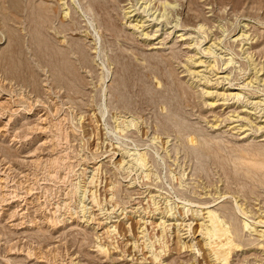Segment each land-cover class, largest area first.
<instances>
[{
    "label": "rangeland",
    "instance_id": "374dc122",
    "mask_svg": "<svg viewBox=\"0 0 264 264\" xmlns=\"http://www.w3.org/2000/svg\"><path fill=\"white\" fill-rule=\"evenodd\" d=\"M154 1L157 0L148 3L143 0H0V103L7 100L5 106L0 104V177L3 182L8 181L6 187L0 178V264H166L174 258L178 264L180 261L184 264L195 252H200L201 264H217L200 233L199 223H204L202 216H205L202 207L206 205L220 210L219 214L226 217L224 220L232 224L230 227L236 231L244 250H250L248 254H264L263 248L255 250L260 248L257 244H264L263 239L246 231L243 213L238 209L244 211L247 205L245 208L255 211V215L260 208L264 213V142H260L264 138V71L254 78L256 71L264 66V0H171V3L158 0L156 4ZM179 1L194 3L191 7L199 16L196 25L191 22L190 27V22H185ZM169 4L173 10L166 8ZM138 24L145 25L146 29L137 27L136 30L134 25ZM159 29L157 40L147 38ZM185 29L191 30L187 35L192 48L190 54L179 47L149 50L151 46L158 47L156 43L165 34L173 33V39L184 34ZM208 30H213V34ZM248 37H254L255 41H249ZM250 46H258L255 51L262 50L251 58L245 54ZM192 54L200 56L204 67L197 69L193 67L194 62L188 63L187 56ZM224 58L235 61V67L231 65L230 70L234 74L229 77L240 88L233 92L241 93L239 101L238 98L227 101L230 105L226 108H230L225 112L246 108L252 114V121H258L257 127L263 129L257 135L247 131L252 133L247 139L249 143L239 142L240 133L233 135L227 130L230 124L219 131L212 127L210 102L219 99V104L223 103L219 93L230 87V78L225 82L220 78L226 75L220 71V67L225 68ZM211 63L215 69L208 67ZM188 68L191 73L198 70L201 74H190ZM201 90H211L216 95L207 96L205 92L199 93ZM216 108L217 111L226 109ZM45 120L48 121L45 123ZM40 126L47 128L48 134ZM142 153L148 157L147 168L138 163ZM33 158L36 163L43 160L46 167L41 169L43 164L34 163ZM92 192H96L95 196ZM100 220L110 222L116 230L112 229L108 236L98 235L94 231L98 223L94 222ZM13 222L19 223V228ZM187 224H192V235ZM99 244L108 250L96 251ZM154 253L162 259L156 262ZM117 258L122 262L112 260Z\"/></svg>",
    "mask_w": 264,
    "mask_h": 264
},
{
    "label": "bare ground",
    "instance_id": "6f19581e",
    "mask_svg": "<svg viewBox=\"0 0 264 264\" xmlns=\"http://www.w3.org/2000/svg\"><path fill=\"white\" fill-rule=\"evenodd\" d=\"M66 1V0H65ZM74 1V0H73ZM143 1H145V3H148L150 0H143ZM161 0H159V2H160ZM164 1V0H163ZM163 1H161V2H163ZM181 1V0H180ZM179 1V5L180 6H182L183 7V11L181 12V11H179V12H181V16L183 15L184 17H185V22H190V27H191V25L192 24H195L196 25V22L198 21L197 19L199 18V16L194 12V10H193V8L191 7V6H193L194 5V3L193 4H191L190 3V1H188V2H180ZM139 2H140V0H139ZM155 2H157L158 3V0L157 1H154V4H156ZM160 2V3H161ZM175 2V1H174ZM173 2V3H174ZM177 2H178V0H177ZM165 3H166V1H165ZM170 3H171V0H170ZM66 4V3H65ZM130 4V3H129ZM132 4V3H131ZM141 4H142V1H141ZM144 4V3H143ZM150 4V3H149ZM152 4V3H151ZM167 4V3H166ZM178 4V3H177ZM63 5V4H62ZM72 5V4H71ZM70 5V6H71ZM127 5V4H126ZM159 5V4H158ZM175 5H176V2H175ZM64 6V5H63ZM132 6V5H131ZM133 6H134V4H133ZM148 6V5H147ZM153 6V5H152ZM172 6H174V5H172ZM177 7H178V5H176ZM179 6V7H180ZM72 7V6H71ZM130 7V6H129ZM128 7V8H129ZM150 7V6H149ZM156 7H158V6H156ZM167 7H171V4H169L168 6L166 5V8ZM177 7H175L176 9H177ZM182 7H180V8H182ZM69 8V7H68ZM67 8V9H68ZM127 8V7H126ZM128 8H127V10H128ZM136 8V7H135ZM138 8H139V6H138ZM143 8V7H142ZM160 7H158V9H159ZM169 8L168 9H166L165 11H167V10H169ZM172 8V7H171ZM170 8V9H171ZM174 8V9H175ZM179 8V9H180ZM208 8V7H207ZM221 8V7H220ZM137 9V8H136ZM146 9H147V7H146ZM149 9V8H148ZM164 9H165V7H164ZM176 9H175V12H176ZM138 10V9H137ZM150 10H153V9H150ZM157 10V9H156ZM163 10V9H162ZM171 10H173V9H171ZM180 10H182V9H180ZM195 10H196V8H195ZM198 10V9H197ZM71 12H72V10H70ZM125 11V10H124ZM123 11V12H124ZM132 11H134V9L132 10ZM159 11H161V9L160 10H158V14L160 13ZM164 11V10H163ZM67 12V11H66ZM126 12V14L128 15V12L127 11H125ZM124 12V13H125ZM144 12V11H143ZM69 13V11L67 12V16L69 15L68 14ZM129 13H132V12H129ZM136 13V12H135ZM154 13V12H153ZM161 13H162V11H161ZM200 13V12H199ZM71 14V13H70ZM134 14V13H133ZM144 14V13H143ZM149 14V13H148ZM170 14V13H169ZM203 14H205V13H203ZM132 15V14H131ZM139 15V14H138ZM146 15V14H145ZM157 15V14H156ZM160 15V14H159ZM158 15V16H159ZM180 15V14H179ZM164 15H162V17H163ZM220 16H221V14H220ZM128 17V16H127ZM127 17H125V18H127ZM130 17H133V16H130ZM129 17V18H130ZM168 17V16H167ZM183 17V18H184ZM204 17H205V15H204ZM203 17V18H204ZM65 18V17H64ZM165 18V17H164ZM170 18V17H169ZM182 18V19H183ZM206 18H208L207 20H209V17H206ZM133 19V18H132ZM153 19V18H152ZM155 19H157V18H155ZM154 19V20H155ZM167 19V18H166ZM178 19V18H177ZM67 20H68V18H67ZM125 20V19H124ZM169 20V19H168ZM171 20V19H170ZM180 20V19H179ZM197 20V21H196ZM207 20H204V21H207ZM69 21V20H68ZM137 21V20H136ZM152 21V20H151ZM161 21H163L162 19H161ZM166 21V20H165ZM172 21V20H171ZM196 21V22H195ZM203 21V22H204ZM211 21V20H210ZM182 22V21H181ZM184 22V21H183ZM182 22V23H183ZM191 22H192V24H191ZM195 22V23H194ZM209 22V21H208ZM207 22V23H208ZM220 22V21H219ZM138 23V22H137ZM144 23H145V21H144ZM156 23V22H155ZM161 23V22H160ZM180 23V22H179ZM206 23V22H205ZM206 23V24H207ZM209 23H211V22H209ZM127 24V23H126ZM131 24L132 23H130L128 26L129 27H131ZM177 24V23H176ZM198 24V23H197ZM219 24V23H218ZM140 24H138V25H134V28L136 27V30H137V27H145V29H146V26L144 25V24H141V25H144V26H139ZM150 25V24H149ZM159 25V24H158ZM158 25H156V26H158ZM171 24H169V26H170ZM180 25V24H179ZM185 24H183V26H184ZM203 25H204V23H203ZM203 25H198L200 28H203ZM126 26V25H125ZM127 26V27H128ZM133 26V25H132ZM160 26V25H159ZM163 26V25H162ZM174 26V25H173ZM208 26H210V25H208ZM218 26V25H217ZM224 26V25H223ZM249 25H247V27H248ZM176 27H177V25H176ZM175 27V28H176ZM181 26H179V29H181L180 28ZM185 27H188V26H186L185 25ZM205 27V26H204ZM251 27V26H250ZM149 28V27H148ZM147 28V29H148ZM159 28V27H158ZM161 28V27H160ZM199 28V29H200ZM257 28V27H256ZM139 29V28H138ZM141 29V28H140ZM188 29V28H187ZM190 29V28H189ZM188 29V30H189ZM197 29V28H196ZM207 29V28H206ZM249 29V28H248ZM156 30V29H155ZM164 30V29H163ZM172 30V29H171ZM175 30V29H174ZM177 30H178V28H177ZM182 30V29H181ZM186 30V29H185ZM183 31V32H185L184 34L182 33V34H179L177 37H175V38H171V36H173L172 34L175 32V31H173V33L172 34H170V33H168L167 35L168 36H166V34H165V37L164 38H162L161 39V41H159L158 43H156V44H158L159 46L157 47V46H151V48L150 47H148V45H147V47L148 48H150L149 50H160V49H162V50H172V49H174V48H176V47H179V49L181 48L182 50H185L184 52H186L187 51V53L188 54H190V50L192 49L191 48V45L189 44V37L187 36L188 34H191L190 33V31ZM203 30V29H202ZM209 30H211V28L209 29ZM208 30V31H209ZM247 30V29H246ZM246 30H244V31H246ZM249 30H251V29H249ZM252 30H253V28H252ZM251 30V31H252ZM143 31V30H142ZM142 31H138V34L139 33H142ZM145 31V30H144ZM151 31L152 30H150V32L149 33H151ZM159 31H161L160 29L159 30H157L156 32H154L153 33V35H147V38H149V40L150 39H154V37L155 36H158V35H160L158 32ZM166 31V30H165ZM195 31V30H194ZM197 31H198V29H197ZM204 31H205V28H204ZM203 31V32H204ZM213 31V30H212ZM212 31L210 32V33H212ZM216 31V30H215ZM226 31V30H225ZM137 32V31H136ZM168 32V31H167ZM181 32V31H180ZM193 32V31H192ZM199 32H202V31H199ZM206 32V31H205ZM253 32H254V30H253ZM196 33V32H195ZM217 33V32H216ZM220 33H222V32H220ZM255 33H257V32H255ZM144 34V33H143ZM158 34V35H157ZM213 34V33H212ZM225 34V33H224ZM223 35V34H222ZM251 35V34H250ZM250 35H248V36H250ZM259 35V34H258ZM146 36V35H145ZM175 36V35H174ZM189 36H192V35H189ZM208 36V35H207ZM224 36V35H223ZM226 36V35H225ZM242 36H246L245 34L244 35H242ZM252 36V35H251ZM250 36V37H251ZM256 36H257V34H256ZM65 37V36H64ZM211 36H209V37H207V38H210ZM213 37V36H212ZM216 37H218V36H216ZM221 37V36H220ZM220 37H218V38H220ZM144 38V37H143ZM157 37H155V39H156ZM191 38H193V36L191 37ZM198 38V37H197ZM204 38V37H203ZM240 38V37H239ZM244 38H246V37H244ZM139 39V38H138ZM196 39V38H195ZM214 39H217V38H214ZM221 39V38H220ZM252 39V41L254 40V37L253 38H251ZM251 39H249V37H248V40L250 41ZM258 39V38H257ZM256 39V40H257ZM260 39V38H259ZM65 40V39H64ZM63 40V41H64ZM145 40H146V37H145ZM148 40V41H149ZM157 40V39H156ZM199 40V39H198ZM219 40V39H218ZM217 40V41H218ZM227 40V39H226ZM153 41V40H152ZM191 41V40H190ZM194 41V40H193ZM206 41V40H205ZM221 41V43H223V41L222 40H220ZM220 41H218V42H220ZM243 41H244V39H243ZM255 41V40H254ZM253 41V42H254ZM259 41V40H258ZM261 41V40H260ZM259 41V42H260ZM147 42V41H146ZM156 42V41H155ZM212 42H213V40H212ZM232 42V41H231ZM234 42H235V40H234ZM236 42H237V40H236ZM149 43V42H148ZM197 43V42H196ZM203 43V42H202ZM215 43H217L216 41H215ZM214 42H213V44H215ZM239 43V42H238ZM247 43V42H246ZM245 43V44H246ZM256 43H258V42H256ZM151 44V43H150ZM219 44V43H218ZM224 44V43H223ZM226 44V43H225ZM244 44V43H243ZM248 44V43H247ZM259 44V43H258ZM198 45V44H197ZM200 45V44H199ZM215 45H217V44H215ZM193 46V45H192ZM196 46V45H195ZM201 46V45H200ZM236 46V45H235ZM241 46H243V45H241ZM241 46H239V47H241ZM197 47H199V46H197ZM211 47H212V45H211ZM210 47V48H211ZM214 47V46H213ZM212 47V48H213ZM218 47V46H217ZM221 47V46H220ZM227 47V46H226ZM232 47H233V45H232ZM251 48H249V50H247V52H245V54L247 53L249 56H251V58H254V54H257V53H259L261 50H262V48H261V50L259 51H255V49L258 47V46H250ZM200 48V47H199ZM242 48V47H241ZM209 49V48H208ZM243 49H244V47H243ZM242 49V50H243ZM3 50V49H2ZM1 50V51H2ZM197 50H198V48H197ZM196 50V51H197ZM211 50V49H210ZM209 50V51H210ZM220 50V49H219ZM237 50V49H236ZM201 51V50H200ZM208 51V52H209ZM234 51V50H233ZM150 52V51H149ZM170 52V51H169ZM198 52V51H197ZM196 52V53H197ZM240 52V51H239ZM155 53V52H154ZM159 53V52H158ZM163 53V52H162ZM207 53V52H206ZM223 53H226V52H223ZM231 53H232V51H231ZM153 54V53H152ZM156 54V53H155ZM154 54V55H155ZM203 54V53H202ZM227 54V53H226ZM238 54V53H237ZM200 55V54H199ZM209 55V54H208ZM235 55H236V53H235ZM145 56V55H144ZM197 56L198 55H193L192 54V56H187V58L189 59H187L188 60V63L190 64V62L189 61H191V62H194L195 63V65H193V67H195V68H201L203 65H205L204 63V61H199V57L197 58ZM226 56V55H225ZM228 56V55H227ZM256 56V55H255ZM206 57V56H205ZM213 57V56H212ZM218 57V56H217ZM142 59V58H141ZM215 59V58H214ZM223 59V58H222ZM225 60V62H223L222 64L225 66V68L223 67V69L221 70V65L219 64V67H220V71H221V73H223V74H226V75H224L223 77H220V78H222L223 80H224V82L225 81H227V80H229V75H231L232 76V73L233 72H230V70L232 69V66L231 65H233V61H234V59L233 58H228V59H226V58H224ZM193 60V61H192ZM202 60V59H201ZM254 60V59H253ZM216 61H218V60H216ZM185 62H186V60H185ZM213 62V61H212ZM235 62V61H234ZM207 63V62H206ZM217 63V62H216ZM218 63H220L219 61H218ZM237 63V62H236ZM258 63V62H257ZM261 63V62H260ZM260 63L259 64H257V67L260 65ZM187 64V63H186ZM186 64H183V66H185V67H187L186 66ZM209 64H210V62H209ZM208 64V65H209ZM255 64V63H254ZM191 66V68H192V65H190ZM255 66V65H254ZM204 67V66H203ZM208 67H212L213 69H215L216 67L215 66H213L212 65V63H211V65L210 66H208ZM218 67V66H217ZM218 67V68H219ZM231 67V68H230ZM233 67H235L234 65H233ZM240 67V66H239ZM257 67H256V69H257ZM190 68V67H189ZM189 68H188V71L187 72H189L190 74H201V71H193L192 73H191V71L189 70ZM207 68V67H206ZM206 68H204V70H207ZM212 68H210V69H212ZM260 68V67H259ZM184 69V68H183ZM185 69H187V68H185ZM209 69V70H210ZM235 69V68H234ZM233 69V70H234ZM202 71H203V69H201ZM240 70V69H239ZM183 71V70H182ZM214 71V70H213ZM264 71V66H262L261 67V69L260 70H257L256 71V75L254 76V78H256V77H258V74H259V72H263ZM205 71H203V73H204ZM202 73V74H203ZM210 73H211V70H210ZM214 73V72H213ZM213 73H212V75H213ZM185 74V73H184ZM184 74H183V77H184V79H187V78H185V76H187V74H185V76H184ZM205 74H206V72H205ZM214 74H216V73H214ZM234 74V73H233ZM262 75V74H261ZM260 75V76H261ZM264 75V74H263ZM195 76V75H194ZM193 76V78H195ZM199 76V75H198ZM215 76H218V75H215ZM221 76V75H220ZM234 76V75H233ZM182 77V76H181ZM202 77H203V75H202ZM205 78L206 77H208V76H204ZM246 77V76H245ZM204 78V79H205ZM219 78V79H220ZM232 78H235V77H232ZM264 78V77H263ZM199 79V78H198ZM202 79V78H201ZM200 79V80H201ZM208 79H209V77H208ZM221 79V80H222ZM231 79V78H230ZM237 79V78H236ZM193 80V79H192ZM191 80V81H192ZM195 80H197V79H195ZM210 80V79H209ZM208 80V81H209ZM215 80H216V78H215ZM218 80V79H217ZM222 80V81H223ZM232 80L233 79H231L230 80V82L228 83V86L230 85V87L229 88H223V92L220 94L219 93V98L221 97V100L223 101V103H220L219 104V99H217V101L216 100H212V102H210V107H211V112H210V117L212 118L213 117V125H212V127L214 128V129H221V127L222 126H226V124H230V126H229V129H227L228 131H230L231 132V134H237V133H240L239 135H238V141L239 142H245V141H247V143H249L248 142V137L250 136V135H252V133L251 134H249V132L247 133V131H251V132H257V131H259V130H261L260 129V127L262 128V126H258L257 127V123H258V121L256 122V121H252V114L251 113H248V111H245V109L243 108V109H238V108H234V109H230V110H228L229 112H225L227 109H229L230 108V106H228L229 108H226V106L227 105H230V103L228 104L227 103V101H230V100H233V99H236V98H238V101H239V98L241 97V93L239 94V93H236V92H233L234 90H239L240 91V88H236L235 87V85L233 84V82H232ZM238 80V79H237ZM257 79H255L254 81H256ZM189 81V80H188ZM222 81L221 82H218L219 83V85H221L222 84ZM236 81V80H235ZM250 81V80H249ZM252 81V80H251ZM258 81V80H257ZM260 81H262V80H260ZM264 81V80H263ZM190 82V81H189ZM200 82V81H199ZM206 82V81H205ZM211 82V81H210ZM210 82H208V85H209V83ZM215 82V81H214ZM217 82V81H216ZM191 83V82H190ZM190 83H188V84H190ZM197 83V82H196ZM204 83V82H203ZM182 84V83H181ZM185 84V83H184ZM214 84V83H213ZM260 84V83H259ZM47 85V84H46ZM203 85V84H202ZM211 85H212V82H211ZM210 85V86H211ZM214 85H217V84H214ZM219 85H217V87L219 86ZM226 85H227V83H226ZM245 85H248V84H245ZM249 85H250V83H249ZM252 85V84H251ZM192 86V85H191ZM241 86V85H240ZM244 86V85H243ZM5 87V86H4ZM189 87V86H188ZM195 87H196V84H195ZM209 87V86H208ZM207 87V88H208ZM245 87V86H244ZM264 87V86H263ZM6 88V87H5ZM247 88V87H246ZM187 89V88H186ZM193 89V88H192ZM192 89H190V90H192ZM198 91H200L198 88H196ZM215 89V88H214ZM46 90V89H45ZM258 90V89H257ZM193 91V90H192ZM198 91H197V93H198ZM241 91H242V88H241ZM53 92V91H52ZM194 92V91H193ZM202 92H205V91H203V90H201V92H199V93H202ZM196 93V92H195ZM206 94H207V96H210V95H216L215 94V92H211V90L210 91H208V90H206V92H205ZM3 95V94H2ZM1 95V97H3ZM15 95V94H14ZM19 95V94H18ZM197 95H199V94H197ZM203 94H201V96H202ZM213 96V97H214ZM19 97V96H18ZM203 97V96H202ZM244 97V96H243ZM208 98V97H207ZM210 98H212V97H210ZM257 98V97H256ZM4 99V98H3ZM14 100V99H13ZM36 100V99H35ZM205 100H207V99H205ZM211 100V99H210ZM2 101V100H1ZM9 101V100H8ZM235 102L237 101V100H234ZM4 102H7V100L6 101H4ZM0 103L1 105H3V104H6V103ZM205 102V101H204ZM209 102V101H208ZM233 102V101H232ZM65 103V102H64ZM247 103V102H246ZM257 103V102H256ZM255 103V104H256ZM258 103H260L259 101H258ZM233 104V103H232ZM262 104H264V101H263V103ZM204 105H207V104H205L204 103ZM209 105V104H208ZM249 105V104H248ZM3 106H5V105H3ZM56 106V105H55ZM58 106V105H57ZM56 106V107H57ZM224 106V108H226V109H220V110H218L217 111V108L216 107H223ZM243 106V105H242ZM2 107V106H1ZM7 107H8V104H7ZM207 107V106H206ZM204 108V109H207V108ZM209 107V106H208ZM233 107H234V105H233ZM236 107V106H235ZM239 107V106H238ZM244 107H246V106H244ZM259 107H261V106H259ZM3 109H4V107H2ZM13 108V107H12ZM232 108V107H231ZM7 109V108H6ZM0 110H2L1 108H0ZM9 110H11V109H9ZM19 110V109H18ZM204 111V110H203ZM16 112V111H15ZM13 114V113H12ZM53 114V113H52ZM206 115V114H205ZM208 115V114H207ZM254 115V114H253ZM24 116V115H23ZM48 116V115H47ZM200 116V115H199ZM202 116V115H201ZM255 116V115H254ZM21 117V116H20ZM39 118V117H38ZM208 118V117H207ZM211 118H209L210 120H212ZM258 118V117H257ZM10 119H12V118H10ZM9 119V120H10ZM45 119H46V117H45ZM49 119V118H48ZM255 119V118H254ZM33 120V119H32ZM255 120H258V119H255ZM46 121H48V120H45V123H46ZM208 121V120H207ZM42 123H43V125H45L44 124V122H43V119H42V121H41ZM210 122V121H209ZM264 122V121H263ZM130 124V123H129ZM5 125H7V124H5ZM47 125V124H46ZM60 125V124H59ZM129 126H131V125H129ZM128 126V127H129ZM134 126V125H133ZM228 126H226V127H228ZM246 126H248V127H250L249 129L246 127ZM43 130H44V128L42 127V126H40ZM46 127V126H45ZM58 127V126H57ZM41 128H39L40 130H41V133L43 132L42 131V129ZM2 129H3V127H2ZM5 129H7V128H5ZM37 129V128H36ZM47 129V128H46ZM46 129L44 130V132H47L48 131V129H47V131H46ZM213 129V130H214ZM264 129V128H263ZM263 129L261 130L262 132H263ZM53 130V129H52ZM226 130V131H227ZM5 131V130H4ZM32 131V130H31ZM31 131H29V132H31ZM59 131V130H58ZM124 131H125V129H124ZM219 131V130H218ZM227 131V132H228ZM260 131V132H261ZM3 132V131H2ZM35 132V131H34ZM40 132V131H39ZM44 132L42 133V134H44ZM225 132V131H224ZM261 132V133H262ZM4 133H6V131L4 132ZM20 133V132H19ZM53 133V132H52ZM222 133V132H221ZM244 134V135H242V134ZM260 133V134H261ZM16 134V133H15ZM36 134V133H35ZM47 134H48V132H47ZM220 134V133H219ZM223 134V133H222ZM259 134V133H258ZM259 134V135H260ZM4 135V134H3ZM17 135V134H16ZM32 135V134H31ZM53 135V134H52ZM256 135H257V133H256ZM256 135H254V136H256ZM14 136V135H13ZM55 136V135H54ZM232 136V135H231ZM237 136V135H236ZM19 137V136H18ZM32 137V136H31ZM234 136H232L231 138H233ZM257 137V136H256ZM16 138V137H15ZM27 138H29V137H27ZM235 138V137H234ZM23 139V138H22ZM31 139V138H30ZM46 139V138H45ZM54 139V138H53ZM194 139V138H193ZM192 139V141H194ZM254 139V138H253ZM250 140V141H254V140ZM27 140V139H26ZM29 140V139H28ZM57 140V139H56ZM59 140V139H58ZM195 140H197V139H195ZM234 140V139H233ZM256 140V139H255ZM19 141V140H18ZM44 141V140H43ZM46 141V140H45ZM191 141V142H192ZM198 141V140H197ZM24 142V141H23ZM49 142H54V141H49ZM60 142V141H59ZM190 142V143H191ZM238 142V143H239ZM259 142V141H258ZM257 142V143H258ZM260 142H264V138L263 139H261V141ZM43 143V142H42ZM194 143H195V141H194ZM254 143H256V142H254ZM256 143V144H257ZM45 144V143H44ZM50 144V143H49ZM193 144V143H192ZM191 144V145H192ZM255 144V145H256ZM27 145V144H26ZM43 145V144H42ZM54 145V144H53ZM241 145V144H240ZM249 145H252V144H249ZM259 146H260V143L258 144ZM263 145V144H262ZM45 146H49V145H45ZM193 146H194V144H193ZM244 146H246L247 147V144H245ZM264 146V145H263ZM263 146H261V147H263ZM53 147V146H52ZM174 147V146H173ZM240 147V146H239ZM249 147V146H248ZM24 148V147H23ZM35 148V147H34ZM242 148V147H241ZM264 148V147H263ZM18 149V148H17ZM124 148H122V150H123ZM126 149V148H125ZM243 149H245L244 147H243ZM247 149V148H246ZM245 149V150H246ZM44 150V149H43ZM131 150V149H130ZM129 150V151H130ZM250 150V149H249ZM248 150V151H249ZM49 151V150H48ZM193 151V150H192ZM247 151V152H248ZM251 151V150H250ZM253 151V150H252ZM251 151V152H252ZM50 152V151H49ZM122 152H124V151H122ZM126 152V151H125ZM124 152V153H125ZM135 152V151H134ZM254 152V151H253ZM264 152V151H263ZM127 153H129V152H127ZM126 153V154H127ZM145 153V152H144ZM196 153V152H195ZM256 153V152H255ZM143 154V153H142ZM140 155L138 158V163H140V165L142 166L143 165V167H146L145 166V164H147L148 165V163H147V156H145V154H143V155ZM257 155H258V152L256 153ZM263 154V153H262ZM199 155V154H198ZM49 156V155H48ZM130 156H133L132 154L130 155ZM264 156V155H263ZM8 158V157H7ZM51 157H49V159H50ZM58 158H59V156H58ZM61 158V157H60ZM204 158V157H203ZM34 160V163H36L37 161H35V158H33ZM42 159H43V157H42ZM41 159V160H42ZM45 159H47V157L45 158ZM44 159V160H45ZM55 159V162H56V158H54ZM54 159H53V162H54ZM96 159V158H95ZM4 160V159H3ZM40 160V159H39ZM38 160V161H39ZM51 160H52V158H51ZM149 160V159H148ZM59 161V160H58ZM123 161V160H122ZM137 161V160H136ZM10 162V161H9ZM29 163H30V161H28ZM40 163H36V164H43V165H40V168H41V166L43 167L45 164H44V161L42 160V162L41 161H39ZM46 162V161H45ZM48 162V161H47ZM50 162V161H49ZM54 162V163H55ZM149 162V161H148ZM32 164H33V162H31ZM61 163V162H60ZM65 163V162H64ZM137 163V162H136ZM135 163V164H136ZM49 164H51V162L50 163H48V165ZM57 164V163H56ZM55 164V165H56ZM104 164V163H103ZM124 164V163H123ZM9 165V164H8ZM54 165V164H53ZM58 165H59V163H58ZM62 165V164H61ZM102 165V164H101ZM112 165V164H111ZM32 166V165H31ZM52 166V165H51ZM96 166V165H95ZM107 166V165H106ZM139 166V165H138ZM140 166V167H141ZM11 167V166H10ZM9 167V168H10ZM44 167H46V165L44 166ZM97 167V166H96ZM101 167V166H100ZM109 167V166H108ZM122 167V166H121ZM8 168V167H7ZM6 168V169H7ZM12 168V167H11ZM38 168H39V166H38ZM39 168V169H40ZM48 168H50L49 166H48ZM48 168H44V169H48ZM58 168H60V167H58ZM95 168V167H94ZM142 168V167H141ZM147 168V167H146ZM42 169V168H41ZM56 169V168H55ZM54 169V170H55ZM73 169V168H72ZM97 169H99L98 167H97ZM101 169V168H100ZM108 169V168H107ZM19 170V169H18ZM49 170V169H48ZM48 170H46L47 172H48ZM65 170V169H64ZM95 170H96V168H95ZM98 171V170H97ZM97 171H95V172H97ZM51 172V171H50ZM54 172V171H53ZM57 172V174L59 173L58 171H56ZM84 172V171H83ZM47 174V173H46ZM48 174L50 175L51 173H49L48 172ZM47 174V175H48ZM14 175V174H13ZM53 175V174H52ZM96 175H97V173H96ZM100 175V174H99ZM5 176V175H4ZM51 176V175H50ZM59 176V175H58ZM10 177V176H9ZM23 177H25V176H23ZM1 178V177H0ZM4 178V177H3ZM49 178V177H48ZM93 178V177H92ZM5 179H7V178H5ZM4 179V180H5ZM95 179V178H94ZM1 180H2V178H1ZM10 180V179H9ZM16 180V179H15ZM27 181V180H26ZM25 181V182H26ZM2 183H4V184H6V187H7V183H8V181H7V183H5V181L3 182V180H2ZM13 183V182H12ZM24 183V182H23ZM93 183V182H92ZM14 184V183H13ZM78 184V183H77ZM76 184V185H77ZM87 184V183H86ZM89 184H91V182L89 183ZM95 183H93V185H94ZM112 184H114V183H112ZM191 184V183H190ZM19 185V184H18ZM88 185V184H87ZM92 185V186H93ZM201 186V185H200ZM2 187H4V186H2ZM25 187V186H24ZM84 187H86V186H84ZM89 187H90V185H89ZM88 187V188H89ZM149 187V186H148ZM219 188H220V186H218ZM76 188V187H75ZM80 188V187H79ZM87 188V189H88ZM93 188V187H92ZM118 188V187H117ZM132 188V187H131ZM134 188V187H133ZM87 189L85 190L86 192H87ZM149 189V188H148ZM192 189V188H191ZM1 190H3V189H1ZM76 190V189H75ZM158 190V189H157ZM219 190V189H218ZM5 191H7L6 190V188H5ZM72 191V190H71ZM99 191V190H98ZM217 191V190H216ZM115 192V191H114ZM203 192V191H202ZM1 194H2V191L0 192ZM5 193V192H4ZM13 193V192H12ZM11 193V194H12ZM89 193V192H88ZM150 193V192H149ZM230 193V192H229ZM92 194L94 195V194H96V192L95 193H93L92 192ZM91 194V195H92ZM207 194V193H206ZM208 194L210 195V193L208 192ZM207 194V195H208ZM221 194V193H220ZM223 194V193H222ZM92 195V196H93ZM162 195H163V193H162ZM205 195V194H204ZM243 195V194H242ZM3 196H5V195H3ZM19 196V195H18ZM95 196V195H94ZM201 196V195H200ZM212 196V195H211ZM236 196V195H235ZM234 196V197H235ZM2 197V196H1ZM10 197V196H9ZM154 197V196H153ZM158 197V196H157ZM204 197V196H203ZM12 198V197H11ZM20 198V197H19ZM201 198H202V196H201ZM207 199V197L205 196L204 197V199ZM224 198H227V197H225L224 196ZM229 198V197H228ZM2 199V198H1ZM25 199V198H24ZM27 199V198H26ZM92 199V198H91ZM93 199H95V198H93ZM92 199V200H93ZM131 199V198H130ZM164 199V198H163ZM217 199V198H216ZM234 199V198H233ZM92 200H91V202H92ZM98 200V199H97ZM153 200H154V198H153ZM226 200V199H225ZM7 201V200H6ZM99 201V200H98ZM81 202V201H80ZM192 202V201H191ZM222 202V201H221ZM34 203V202H33ZM92 203H94V201L92 202ZM83 204H84V202H83ZM94 204H96V203H94ZM93 204V205H94ZM97 204H98V202H97ZM96 204V205H97ZM235 204V203H234ZM245 204H247V203H245ZM260 204V203H259ZM4 205V204H3ZM18 205V204H17ZM32 205V204H31ZM34 205V204H33ZM209 205V204H208ZM238 205V204H237ZM240 206H242V205H244L243 203H242V205L241 204H239ZM24 206V205H23ZM28 206V205H27ZM42 206V205H41ZM99 206V205H98ZM98 206H96V207H98ZM101 206V205H100ZM196 206V205H195ZM198 206V205H197ZM262 206V205H261ZM264 206V205H263ZM59 207V206H58ZM85 207V206H84ZM199 207V206H198ZM217 207V206H216ZM239 207V206H238ZM245 207H247V205L245 206ZM245 207H243V209H245L244 211L243 210H241V208L239 207L238 209L240 210L239 212H241V213H243L242 215L244 216V219H245V221H244V227H245V229H246V231L248 230V231H250V232H252V233H255L259 238H260V240H262L263 239V241L262 242H264V213H262L263 211L262 210H260V209H258L257 211V213H256V215L254 214L255 213V211H250L249 209L247 210ZM25 208V207H24ZM33 208V207H32ZM99 208V207H98ZM130 208V207H129ZM235 208H237V207H235ZM248 208V207H247ZM250 208H251V206H250ZM256 209L255 207H252V209ZM11 209V208H10ZM21 209V208H20ZM44 209V208H43ZM61 209V208H60ZM202 209H203V211L205 212L204 213V215L205 216H202V218H203V221H204V223L202 224L201 222L199 223V224H201L202 225V228H201V230H202V232L200 231V233L204 236V239H205V241H206V246H207V248L206 249H208L209 250V252H210V257L211 258H213V260L217 263V264H264V254H260V253H252V254H248V252L250 251V250H248V249H246L247 250V252H245L246 250H244V247H243V244L241 243V241H239L238 239H237V237H236V231H234L231 227H230V225H232V224H230L229 225V223H228V221H226V220H224L226 217H222L220 214H219V212H218V210L219 209H216L215 208V206L213 205V206H203L202 207ZM263 209V208H262ZM9 210V209H8ZM87 210V209H86ZM191 210V209H190ZM12 211H13V208H12ZM85 211V210H84ZM96 211H98V210H96ZM102 211V210H101ZM220 211V210H219ZM261 211V212H260ZM9 212V211H8ZM19 212V211H18ZM21 212V211H20ZM25 212V211H24ZM30 212V211H29ZM44 212V211H43ZM59 212V211H58ZM93 212L95 213V211L93 210ZM192 212V211H191ZM195 212V211H194ZM1 213V212H0ZM11 213H13V212H11ZM48 213V212H47ZM197 213H198V211H197ZM202 213V212H201ZM237 213H238V211H237ZM10 214V213H9ZM70 214H71V212H70ZM78 214V213H77ZM91 214V213H90ZM203 214V213H202ZM221 214H222V212H221ZM238 214H240V213H238ZM251 214H254L253 216L254 217H256V218H253V216L251 215ZM25 215V214H24ZM52 215V214H51ZM54 215V214H53ZM57 215V214H56ZM225 215V214H224ZM223 215V216H224ZM251 215V216H250ZM8 216V215H7ZM40 216H41V214H40ZM71 216V215H70ZM73 216H75L76 217V215H73ZM73 216H71V217H73ZM86 216V215H85ZM97 216H98V214H97ZM100 216V215H99ZM195 216V215H194ZM197 216H198V214H197ZM21 217V216H20ZM25 217V216H24ZM45 217V216H44ZM56 217V216H55ZM54 217V218H55ZM61 217V216H60ZM78 217V216H77ZM80 217V216H79ZM94 217V216H93ZM199 217V216H198ZM241 217V216H240ZM13 218V217H12ZM102 218V217H101ZM192 218V217H191ZM16 219H18L17 217H16ZM51 219V218H50ZM88 219V218H87ZM86 219V220H87ZM93 219H95V217L93 218ZM96 219H99V218H96ZM199 219L201 220V218L199 217ZM4 220V219H3ZM31 220V219H30ZM47 220V219H46ZM56 220V219H55ZM69 220H71L70 218H69ZM75 220V219H74ZM85 220V219H84ZM84 220H83V222H84ZM91 220V219H90ZM103 220V219H102ZM112 220V219H111ZM259 220V221H258ZM16 221V220H15ZM23 221H24V219H23ZM32 221V220H31ZM34 221V220H33ZM60 221H62V220H60ZM60 221H59V224L60 225H62L61 223H60ZM64 221V220H63ZM62 221V222H63ZM88 221V220H87ZM93 221V220H92ZM54 222V221H53ZM55 222H57V221H55ZM66 222V220L64 221V223ZM86 222V221H85ZM163 222V221H162ZM165 222V221H164ZM14 223V222H13ZM28 223V222H27ZM36 223V222H35ZM52 223V222H51ZM82 223V222H81ZM80 223V224H81ZM87 223V222H86ZM89 223V222H88ZM90 223H92L91 221H90ZM95 224L96 223H98V225H97V228H94V231L95 232H97V234L99 235L100 233H101V236L102 235H106V236H108V235H110L111 234V232H112V229H114V230H116V228H115V226H111V225H109V223H105L104 221L102 222L101 220L99 221V222H94ZM194 223V222H193ZM19 224V223H18ZM17 223H14V224H12L13 226H15L16 228H19ZM22 224V223H21ZM32 224V223H31ZM37 224V223H36ZM53 224V223H52ZM55 224V223H54ZM58 224V223H57ZM57 224H55V225H57ZM166 224V223H165ZM164 224V225H165ZM11 225V226H12ZM23 225H24V223H23ZM26 225V224H25ZM24 225V226H25ZM42 225V224H41ZM64 225V224H63ZM85 225V224H84ZM117 225V224H116ZM163 225V224H162ZM21 226V225H20ZM27 226V225H26ZM32 226V225H31ZM65 226V225H64ZM70 226V225H69ZM76 226V225H75ZM94 226V225H93ZM130 226V225H129ZM14 227V228H15ZM71 227V226H70ZM165 227H166V225H165ZM184 227V226H183ZM186 227H189V229H188V232L192 235V231L194 232V230H192L191 229V227H192V224L190 225V224H187V226ZM233 227V226H232ZM15 228V229H16ZM27 228V227H26ZM35 228V227H34ZM42 228V227H41ZM58 228V227H57ZM67 228V227H66ZM71 228H73V227H71ZM90 228H92V227H90ZM127 228H129V227H127ZM234 228V227H233ZM259 228H262L261 230H259ZM52 229V228H51ZM18 230V229H17ZM113 230V231H114ZM93 231V232H94ZM144 231V230H143ZM184 231V230H183ZM187 231V230H186ZM35 232V231H34ZM91 233H92V231H91ZM132 233V232H131ZM197 233V232H196ZM248 233V232H247ZM143 234V233H142ZM186 234V233H185ZM200 234V235H201ZM124 235V234H123ZM191 235H189V236H191ZM249 235H250V233H249ZM252 235V234H251ZM112 236V235H111ZM202 236V237H203ZM254 236V235H253ZM103 237V236H102ZM110 237V236H109ZM108 237V238H109ZM181 237V236H180ZM97 239V238H96ZM102 238H100V240H101ZM104 239V238H103ZM110 239V238H109ZM253 240H254V238H252ZM97 240H99V239H97ZM105 240V239H104ZM260 240H258V238H257V242L258 241H260ZM4 241V240H3ZM103 242V241H102ZM111 242V241H110ZM261 242V243H262ZM97 243H98V241H97ZM101 243V242H100ZM139 243V242H138ZM192 243V242H191ZM184 244V243H183ZM97 245V244H96ZM95 245V246H96ZM104 244H99L98 245V248H96V251H97V249H98V251L100 252V253H104L105 251H106V249H107V247L106 246H103ZM110 245V244H109ZM113 245V244H112ZM116 245V244H115ZM115 245H113V246H115ZM185 245V244H184ZM183 245V246H184ZM192 245H193V243H192ZM191 245V246H192ZM258 246L260 245V248H255V250H261L262 248H263V251L261 250V252H263L264 253V244H257ZM14 246H15V244H14ZM135 246V245H134ZM152 246V245H151ZM167 246V245H166ZM186 246V245H185ZM245 246H246V244H245ZM256 246V245H255ZM57 247V246H56ZM56 247H55V249H56ZM116 247V246H115ZM114 247V248H115ZM194 247V246H193ZM254 247V246H253ZM112 248V247H111ZM113 248V249H114ZM135 248V247H134ZM147 248H148V245H147ZM164 248V247H163ZM184 248V247H183ZM187 248V247H186ZM191 248V247H190ZM195 248V247H194ZM117 249V248H116ZM26 250V249H25ZM48 250V249H47ZM95 250V249H94ZM108 250V249H107ZM138 250V249H137ZM192 250V249H191ZM194 250V249H193ZM199 250V249H198ZM201 250V249H200ZM10 251H12V250H10ZM23 251V250H22ZM120 251V250H119ZM139 251V250H138ZM195 251V250H194ZM194 251H193V253H194ZM197 251V250H196ZM33 252V251H32ZM45 252H46V250H45ZM114 252V251H113ZM156 252V251H155ZM187 252H188V250H187ZM242 252V253H241ZM254 252V251H253ZM11 253V252H10ZM18 253V252H17ZM26 253H28V252H26ZM109 253V252H108ZM151 253V252H150ZM161 253H162V251H161ZM164 253V252H163ZM198 253H200V252H198ZM198 253H196L195 252V254H194V256L192 255H190V259L188 258V260L187 259H185V261L183 262L184 264H201V261L198 259V257H199V255H198ZM73 254V253H72ZM110 254V253H109ZM124 254V253H123ZM152 254V253H151ZM160 254V253H159ZM11 255V254H10ZM19 255V254H18ZM23 255H24V253H23ZM28 255V254H27ZM97 255V254H96ZM99 255V254H98ZM154 255H155V253H154ZM153 255V256H154ZM162 255V254H161ZM208 255V258H209V254H207ZM234 255H235V257H234ZM36 256V255H35ZM100 256V255H99ZM107 256H109V255H107ZM41 257V256H40ZM100 257H103V256H100ZM123 256H121V258H122ZM148 257V256H147ZM160 257H161V259H162V256H160V255H155V258H154V260H156V262H158V260H161L160 259ZM187 257V256H186ZM189 257V256H188ZM12 258V257H11ZM30 258V257H29ZM172 258V257H171ZM171 258H170V260H171ZM205 258V257H204ZM203 258V259H204ZM211 258H209L210 260H212ZM105 259V258H104ZM111 259V258H110ZM123 259L124 258H122V261H123ZM144 259V258H143ZM182 259V258H181ZM209 259H207V260H209ZM231 259H233V261L231 260ZM74 260H75V258H74ZM107 260V259H106ZM113 261H116V263H120V261L121 260H119V258H117V259H112ZM111 260V261H112ZM175 260H177V258H174L173 260H171V262H169V263H166V264H178V260L175 262ZM198 260L200 261V263L198 262ZM204 260H206V259H204ZM46 261V260H45ZM108 261V260H107ZM106 261V262H107ZM110 261V260H109ZM108 261V262H109ZM110 261V262H111ZM119 261V262H118ZM121 261V262H122ZM183 261V260H182ZM105 262V263H106ZM124 262H126V261H124ZM144 262H146V261H144ZM207 262V261H206ZM113 263V262H112ZM140 263H142V262H140ZM164 263V262H163ZM162 263V264H163ZM179 263H181L182 264V262L180 261ZM208 263V262H207ZM210 263V262H209ZM212 263V262H211ZM81 264V263H80ZM87 264V263H86ZM107 264V263H106ZM129 264V263H128ZM146 264V263H145ZM213 264V263H212Z\"/></svg>",
    "mask_w": 264,
    "mask_h": 264
}]
</instances>
